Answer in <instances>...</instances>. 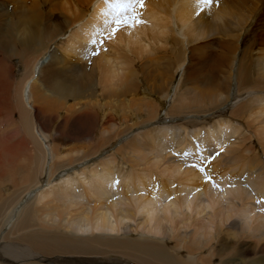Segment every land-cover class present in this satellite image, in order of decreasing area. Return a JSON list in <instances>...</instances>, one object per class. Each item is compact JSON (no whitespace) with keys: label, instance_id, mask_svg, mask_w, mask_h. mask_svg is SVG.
<instances>
[{"label":"bare ground","instance_id":"bare-ground-1","mask_svg":"<svg viewBox=\"0 0 264 264\" xmlns=\"http://www.w3.org/2000/svg\"><path fill=\"white\" fill-rule=\"evenodd\" d=\"M59 9L63 18L55 24L53 13ZM141 18L143 24L122 29L101 49L92 40L107 35L105 21L112 19L104 0H0V186L10 184L16 191L26 188L24 201L22 194L10 203L5 194L11 192L5 189L3 195L0 188V202L14 207L5 216V229L0 224V241L12 240L0 243L1 260L12 264H38L40 260L45 264H98L101 257L93 261L72 255L92 254L90 243L96 241L141 239L146 244L149 238L154 240L151 244L164 240L169 244H205L207 253H213V240L232 219V238L253 232L250 227L257 228L258 222L264 227L262 208L254 200L264 196V167L252 170L247 163L242 176L230 173L212 181L206 177L208 171L203 174L198 170L202 165L199 160L213 161L220 169L233 158L238 162L242 150H250L252 140L264 150V38L259 39L264 37V0H216L203 10L193 7L192 0H146ZM246 40L251 47H261L249 75L241 61ZM208 41L210 46L218 43L215 54L204 62L206 70L185 71L184 64L205 48L198 44ZM58 43L57 51H50L51 45L56 48ZM97 50L99 55L94 54ZM66 54L89 65L74 67ZM158 55L170 61V80L167 78L165 87L154 73L136 77L143 68L135 63L147 58L156 64ZM19 68L22 73L15 76ZM160 72L169 74H164V69ZM176 75L178 82L169 96ZM115 79L122 94L112 91L106 96ZM234 87L246 91L244 107L254 121L261 120V128L242 120L233 126L230 119L209 128L188 126V115L200 111V123L206 124L207 109L213 105L212 110L221 109ZM112 97L124 99L119 103L125 104V113ZM144 101L143 113L136 114L134 108ZM164 101L171 105L164 108ZM240 104H232L233 114ZM149 105L156 118L162 112L165 118L185 115V119L134 134L133 129L155 124L151 122L155 116L148 119L154 111L151 108L149 112ZM89 121L102 125L100 136L87 134ZM60 122L67 131L70 124L78 127L72 136L74 145L58 147L50 129ZM88 135L100 143L98 152L83 144V136ZM128 136L133 137L124 141L125 146L140 147L135 156L128 160L120 157L119 165L105 161L124 151L119 142ZM107 146H111V154L106 153L97 166L87 167ZM90 154L92 158H88ZM45 174L46 183L41 185ZM142 174L147 177L141 178ZM2 207L0 213H6ZM13 210L16 219L11 217ZM42 229L50 233L42 235ZM261 236L264 232L256 238L261 240ZM28 242V247L21 249L19 245Z\"/></svg>","mask_w":264,"mask_h":264},{"label":"rangeland","instance_id":"rangeland-1","mask_svg":"<svg viewBox=\"0 0 264 264\" xmlns=\"http://www.w3.org/2000/svg\"><path fill=\"white\" fill-rule=\"evenodd\" d=\"M81 14H86V13L81 12ZM53 15L55 16L54 17V19H55L54 23L55 24L61 23V19L63 18V16H62L63 10L62 9L56 10V11H54ZM71 18H73V16ZM263 38L264 37H261V35L259 36L260 41ZM217 43L218 42H215L212 46L209 45L210 41L204 42V43H202V42L199 43L198 46L199 45L202 46L205 44V48H202L199 53H195L196 55H194V57L191 59L192 60V61H190L191 63H188V64L185 63L184 64L185 71H186V69L187 70H194V71L195 70H197V71L206 70V66L204 65V62L208 61L211 58V56H213L215 54V53H213V51H214V47L216 46ZM56 45H57L56 48H54V46L51 45L50 51H52L53 49L55 51H57V48H58V46H61V43H58ZM221 45L219 44L218 46H221ZM242 47L245 50L244 52H246V53L243 56V59H241V61L244 64V69H245L246 73H248V75H249L252 67L254 66V63L257 61V59H259V56L261 54V49H260L261 47L258 45L256 47H251L249 40H246ZM201 55H202V57H199ZM66 56H67L65 58L66 60L71 62L73 65L75 63L74 67L78 68L79 65H81V67L84 68V67L89 65L88 62L86 63V61H84V60L80 61V59H78V58L76 59L75 57H72L70 54H66ZM162 56H164V55H158L157 56L156 64H151V62H150L151 59H147V58L141 59L139 61L140 62L139 64L137 61L135 63V65L136 66L138 65V67L141 66L143 69L141 72L137 73L136 77H138V79H142L143 76H151V74L154 73V74H156V78L158 77L157 78L158 82H162L161 84L165 87L170 80L169 79L170 78V73H169L170 72L169 71L170 61H169V59H162ZM61 57H62V54L59 55V58H61ZM157 61H159V64H157ZM82 64H83V66H82ZM193 65H196V66L198 65V66L196 67ZM156 67H158V68L163 67L162 69H164V74H166V72H168L169 74H166V76L163 75L162 74L163 72H160V70H162V69L161 68L156 69ZM195 68H197V69H195ZM158 70H159V72H158ZM21 71H22V68H19V71L16 73L15 76H18ZM149 73H151V74H149ZM164 76H165V78H164ZM133 77L134 76L131 77L132 80H134ZM167 78L169 80H167ZM178 78H179V76H177V75L174 77L173 86H170V88L168 90L169 96H171L173 94V92H174L173 88L177 84ZM115 80L112 81L111 89L109 88L107 90L106 96H108V93L109 92L111 93L112 91H116V94H120V95L122 94V92H120L122 89V86H121V84L117 83V80L115 82ZM163 81L165 82V84ZM113 83L114 84L117 83V86H113ZM186 86H187V84L185 82L182 85V88L185 89ZM236 89H237V87H234L233 90L229 92L230 96L226 99V101L222 105V107L224 105H226L225 108L222 109V107H221V109L217 108V109L212 110L214 108V105H213L207 109V110H209V112H207V114H206V119H205L206 124L200 123L202 118H203V115H202L203 111H200L199 112L200 114H197L196 112H194L193 114L188 115L189 119H188V121H186V122H188V126L190 128H195V127H199V126H204L205 128H209L210 125H213L217 122H224L225 123V122L229 121V119H230V123L233 126H237L238 121L240 122L242 120V122L248 123L247 124L248 126H257V127L261 128V120L254 121L253 116H248L249 112L244 107L247 104V102L243 101L245 99V97L247 96L246 91H241V87H240V92H238ZM259 90L260 89L258 87L257 91H259ZM233 91H235V92L233 93ZM89 94H90V92H87L86 96H88ZM96 94H97V96H96ZM259 94H261V91H259ZM156 95L157 94L155 92H153V96H156ZM95 97H98V93H96V91H95ZM121 99L122 100L116 101L112 97V100L115 103L116 102L119 103V102H122L124 100L123 98H121ZM78 100H80V99H78ZM240 100H242V101H240ZM239 102H241V104L238 105L237 112L235 114H233L231 106L233 103H239ZM143 103H144V105L147 106L146 101L142 102V104L140 106L136 105V108H134L135 109L134 112L136 114L137 113L141 114V112L143 113V110H141V109H143L141 107L143 105ZM162 104H163L164 108L171 105V103L168 101H166V102L164 101ZM147 108L148 109L150 108L149 112L154 110V108H152L150 105ZM151 108H152V110H151ZM118 109H119V111H122L125 113V110H126L125 104L119 103ZM198 109H201V108H198ZM203 109H205V108H203ZM91 111H95V110L91 109L90 112ZM234 111H235V109H234ZM152 113H151L152 115H150V118H148V119L153 120L151 116H153V117L155 116L154 120L151 121V122H154L155 124H153L151 126H147L143 130H141V128L133 129L134 134H143V132H145V131H146V133H149L150 128L152 126H156V127L163 126V125L164 126H171V125H173V122L174 123L176 122V120L181 119L183 121V119H185V115H179L176 117L175 116H166V118H165L163 116L164 113H162V112H161V115H159V117L156 118L157 114L155 115V110L152 111ZM100 114H101V112H100ZM129 114H131V113H129ZM192 116H195L196 119L192 118ZM243 117H244V119H243ZM59 118H63V116L60 115ZM145 118L146 117H144V120H145ZM238 118H239V120H238ZM148 119H146V120H148ZM251 121L253 124L251 123ZM90 122L91 121L87 122V129H86L87 134H90V133L95 134L96 133V134H99V136H100L99 131H101L103 133L102 125H98L95 121L91 122V123ZM179 123H182V122H179ZM202 124H204V125H202ZM52 126H53V128H51L50 131H51V134L54 136L55 141H58V144H59L58 147L67 145L68 143H70L71 145L75 144L74 138H72V136H75L76 131H78V127H74V124H70L68 126V128L70 130L67 131V129L64 130V127L62 126L61 122L58 123L57 126H54V125H52ZM60 128H63V131ZM229 134H230V132H229ZM84 135H86V133H84ZM104 137H106V135H104ZM132 137L133 136H131L127 139H123L119 142L121 144H124V151L119 153L118 154L119 156L118 155H112L113 157H107L105 159V161L108 160L112 163H116L119 165L120 157L126 158V160L131 158V156H133L137 152V150H139V148H140V147L135 148L134 146H131L130 144H132V143L125 146L124 141L130 140ZM99 139H100V137H99ZM82 142L85 146L89 147V151L94 149V151L98 152L101 149L100 143L98 142L97 139H95L93 137V135L83 136ZM247 144H248V142H247ZM251 144L252 145H251L250 150L248 152L243 153V150H242V152L239 156L238 162H234L236 160V158H233V160L230 163L226 164L225 167H222L220 169L217 165L215 166V163L213 161H201V160H199L200 165L201 164L202 165L199 167L198 170L203 171V174L207 173V171H208V174H206V177L207 176H208V178L210 177V179L208 181H212L213 179H217L221 175L222 176L228 175L230 173H232L233 175H236L238 173L239 176H242L243 173L246 172V164L247 163L251 166L250 169H252V170L257 169L258 166H261L263 168L264 167V150L260 149V145L254 140H252ZM107 147L108 148H105L104 151L102 152V154L100 152L97 153V156L95 157V159L91 163H89V162L87 163V167L92 168L94 166H97L99 161L103 160V158H102L103 156H105L107 154H111V152H112L111 146H107ZM242 149H243V147H242ZM126 151H127V153H126ZM133 151H134V153H133ZM92 157H93V155H91V154L88 156V158H92ZM89 164H91V165H89ZM237 169H239V170H237ZM217 173L219 175H217ZM139 175H140V172L134 174L133 177L136 178ZM146 177H147L146 174L141 175V178H146ZM150 178H151V176H150ZM46 180H47L46 174L42 175L40 178L41 185H44L46 183ZM200 182H204V181H200ZM11 186L12 185H10V184H8L6 186H0V188L1 187L3 188V189H1L3 195L5 194L3 192L5 189H8L11 192L10 194L9 193L5 194L8 202L10 203V201H12L15 196L18 198H21L22 194L24 196L21 199H23V201H24L26 198V193H25L26 188H18L16 191L13 188H9ZM6 197H5V199H6ZM254 200L256 201V203L260 204V206H261L260 208H262V211L260 210L261 215L262 214L264 215V196L256 197ZM2 206H4L5 210L7 209L6 213H3V211L0 213V224L5 229L6 224H7V220H6L5 216L10 211H12V209L14 207L8 206V204L3 205V201H2V203L0 202V208H3ZM251 207H252V205L247 207L250 212H251ZM17 215H18L17 212L15 210H13V212L11 213V217L16 219ZM232 220L223 226L222 234H220V237L218 236L217 240L215 242L213 240V243H215V244H213V253H207L208 250H206L207 248L205 247V244H202V247H201V245L200 246L196 245L192 241H186L185 242V243H187L186 245H185V243L183 244V243H180L178 241H177L178 243L175 242L174 244H169L165 240L162 241L161 243L156 242L155 244H151V240H153V238H149V240L146 241V244L147 243L149 244L148 246H146L145 243H142L141 239H138V240H136V239H133V240H110V242L96 241V242L90 243L92 246H94V252L92 254L90 252L89 255H76V256L72 255V256L73 257H81V258H85V259H91L93 261L94 260L98 261L99 260L98 258L101 257L100 261H98V264H101V263H103V264H163V263L164 264H185V263L186 264H264V237L261 236V240H258L256 238V236L258 234H260V233L262 234L264 232L263 223L258 222L257 228H251L250 227V229L253 230V232H251V233L247 232L245 235H243L237 239V237L232 238V231L230 229L231 227H233V226H231V224H234V222ZM254 223H256V221ZM203 224H204V226L206 224V222L204 220H203ZM255 229H258V231L255 232ZM46 233H50V230H47V229L41 230L42 235H45ZM59 233H61V230H59ZM63 235H64V239H65L67 234L64 233ZM157 239H159V238H157ZM112 241H114L115 243H112ZM10 242H12V240L10 238L8 240H1L0 241L1 244H8ZM182 244L185 245V247L182 246ZM28 245H29V242H28V244L22 243L19 246L21 247V249H24V248H27ZM219 246H220V248L218 249ZM131 247L133 249H131ZM134 248H139V249H134ZM140 249H142V250H140ZM180 251H181V253H180ZM204 251H205V253H204ZM186 252H187V254H186ZM56 255H60V253H58ZM50 256H55V254L50 255ZM53 258L56 259L57 256L52 257L51 260H54ZM197 259H199V260H197ZM40 261H42V260H40ZM40 261L38 262V264H45L44 261H42V262H40ZM0 264H12V263H8L6 260L0 259ZM19 264H21V263H19Z\"/></svg>","mask_w":264,"mask_h":264},{"label":"snow or ice","instance_id":"snow-or-ice-1","mask_svg":"<svg viewBox=\"0 0 264 264\" xmlns=\"http://www.w3.org/2000/svg\"><path fill=\"white\" fill-rule=\"evenodd\" d=\"M214 2L216 0H192L193 7L201 10L211 7ZM104 3L111 10L112 16L110 21H105L107 35L102 36L100 40H92V44H99L101 49L104 48L107 39L114 38L122 29H132L144 23L141 17L146 0H104ZM104 14L109 15L108 12ZM94 54L99 55V50L95 51Z\"/></svg>","mask_w":264,"mask_h":264}]
</instances>
